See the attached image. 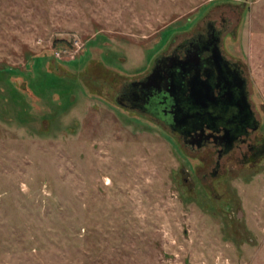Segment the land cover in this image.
I'll list each match as a JSON object with an SVG mask.
<instances>
[{"label":"rangeland","instance_id":"374dc122","mask_svg":"<svg viewBox=\"0 0 264 264\" xmlns=\"http://www.w3.org/2000/svg\"><path fill=\"white\" fill-rule=\"evenodd\" d=\"M206 16L264 139V0H0V264H264V156L204 179L208 154L114 102Z\"/></svg>","mask_w":264,"mask_h":264},{"label":"flooded vegetation","instance_id":"af4514ba","mask_svg":"<svg viewBox=\"0 0 264 264\" xmlns=\"http://www.w3.org/2000/svg\"><path fill=\"white\" fill-rule=\"evenodd\" d=\"M219 21L202 18L188 36L156 56L141 77L123 84L114 98L117 105L169 131L191 153L208 154L204 179L218 176L224 159H238L247 166L264 156L244 67L225 52L228 23ZM154 66L157 78L149 79ZM243 101L251 121L242 116Z\"/></svg>","mask_w":264,"mask_h":264},{"label":"trees","instance_id":"16d2710c","mask_svg":"<svg viewBox=\"0 0 264 264\" xmlns=\"http://www.w3.org/2000/svg\"><path fill=\"white\" fill-rule=\"evenodd\" d=\"M43 77H44V80H45V78H51V80H49L48 81V84H45L44 82L45 81H43V84H44V90L45 91H47V90H50V88L52 87V86H60V87H62L63 85H64V87H65V83L66 82H63V78H59V77H57L56 75H54V74H52V73H50V72H46L44 75H43ZM56 80V82H51V84H50V81H55ZM27 90H28V92L34 97L35 96V94L31 91V88L29 87V88H27ZM60 92H63V91H60ZM68 94H70L69 93V90H67V92H65V90H64V93H63V95L66 97V96H68ZM53 95H56L58 98H59V96H61V95H58V94H53ZM52 96V95H51ZM59 106H60V102H58L57 103Z\"/></svg>","mask_w":264,"mask_h":264},{"label":"water","instance_id":"95a60500","mask_svg":"<svg viewBox=\"0 0 264 264\" xmlns=\"http://www.w3.org/2000/svg\"><path fill=\"white\" fill-rule=\"evenodd\" d=\"M157 69L155 68V66L150 70V74H149V79L150 78H157ZM148 80V79H147ZM173 87V86H172ZM117 104V103H116ZM243 104H244V106H243V111H242V116H243V118L246 120V121H251L252 120V118H251V115H250V113H249V111H248V109H247V105H246V102L245 101H243Z\"/></svg>","mask_w":264,"mask_h":264}]
</instances>
